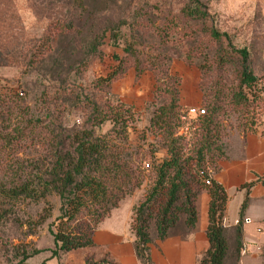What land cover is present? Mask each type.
<instances>
[{"label": "rangeland", "instance_id": "374dc122", "mask_svg": "<svg viewBox=\"0 0 264 264\" xmlns=\"http://www.w3.org/2000/svg\"><path fill=\"white\" fill-rule=\"evenodd\" d=\"M187 1L0 0V86L22 92L17 97L19 115L76 128L86 111L84 94H93L105 105H131L128 150L138 149L140 165L146 167L148 162V166L141 184L125 195L122 204L131 198L132 204L138 202L153 177L152 164L165 155L160 133L149 126L153 108L172 99L174 88L178 110L186 105L205 107L200 81L214 77L215 51L227 42L210 37L202 28L212 25L226 31L234 44L247 45L256 86L264 90V0H203L210 13L203 21L181 11ZM110 71L116 76L108 85L94 83ZM225 77L236 81L231 66ZM259 108L253 129L245 132L234 125L233 116L222 117L227 152L246 133L264 132V105ZM109 127L106 120L98 131ZM30 148L28 155L42 154L38 144ZM246 182L240 186L249 190ZM201 192L207 193L201 189L195 204ZM60 204L54 192L19 201L14 207L17 221L0 225V264H22V251L52 244L49 228L54 227ZM234 204L235 198L228 210ZM42 253L30 257L29 263L36 264Z\"/></svg>", "mask_w": 264, "mask_h": 264}, {"label": "trees", "instance_id": "16d2710c", "mask_svg": "<svg viewBox=\"0 0 264 264\" xmlns=\"http://www.w3.org/2000/svg\"><path fill=\"white\" fill-rule=\"evenodd\" d=\"M181 11L200 21L210 18L203 0H188ZM201 31L227 42L219 44L215 51L214 77L209 82L200 81L204 111L194 116L187 135L178 133L182 108L177 109L174 88V97L155 106L149 116V126L160 133L165 155L152 164L150 184L131 206L129 225L134 234V251L143 264H154L149 246L155 239L162 240L171 234L183 237L188 233L196 220L195 199L201 189L209 195L207 246L196 264H232L241 248L248 188L233 229L226 230L222 221L228 194L212 172L218 169L219 159L227 157L222 117L233 116L234 125L243 132L252 130L255 115L261 113L259 106L264 105V90L256 86L247 45L234 44L226 31L212 25ZM229 66L235 82L226 81ZM115 76L116 72L110 71L96 77L94 83L108 85ZM21 93L0 86V225L10 219L17 221L14 207L22 199L37 200L54 192L61 204L54 227L49 228L54 243L51 254L57 249L90 245L98 221L144 179L148 162L146 167L140 165L138 149L128 150L127 126L134 119V111L130 104L105 105L93 94H84L81 100L84 99L86 111L82 124L65 128L60 123L41 124L31 116L19 115L17 97ZM106 120L110 127L98 131ZM36 144L42 154L28 155L30 147ZM256 179L263 181L264 174ZM246 183L251 185L253 180ZM39 250L33 247L22 251L20 263L27 264L25 258Z\"/></svg>", "mask_w": 264, "mask_h": 264}, {"label": "crops", "instance_id": "0c3cea01", "mask_svg": "<svg viewBox=\"0 0 264 264\" xmlns=\"http://www.w3.org/2000/svg\"><path fill=\"white\" fill-rule=\"evenodd\" d=\"M242 138L227 152V157L219 159V168L212 176L228 194L222 222L226 230H232L238 218L240 202L245 194V187L240 184L253 180L243 210L241 248L232 264H264V180L256 179L264 174V132L246 133ZM124 197L98 221L92 234V244L68 250L57 249L55 254H51L52 241L46 249L40 250L43 253L36 264H143L135 254L134 234L129 225L133 199L122 204ZM233 198L235 204L228 210ZM208 199V193L199 194L196 220L185 236L171 234L150 244V259L154 264H196L197 257L207 246ZM34 254L25 259L27 264Z\"/></svg>", "mask_w": 264, "mask_h": 264}, {"label": "built area", "instance_id": "2783aa9c", "mask_svg": "<svg viewBox=\"0 0 264 264\" xmlns=\"http://www.w3.org/2000/svg\"><path fill=\"white\" fill-rule=\"evenodd\" d=\"M204 111L202 106L198 104L195 105H186L184 108L181 109L180 112V119L182 122L177 127V132L187 135L189 133V128L192 119L195 115L202 113ZM147 163L145 162V165Z\"/></svg>", "mask_w": 264, "mask_h": 264}]
</instances>
